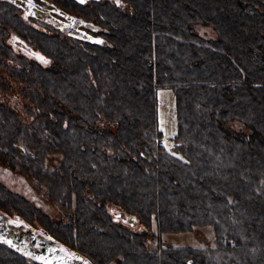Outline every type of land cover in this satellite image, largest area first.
I'll return each instance as SVG.
<instances>
[{
    "label": "trees",
    "instance_id": "16d2710c",
    "mask_svg": "<svg viewBox=\"0 0 264 264\" xmlns=\"http://www.w3.org/2000/svg\"><path fill=\"white\" fill-rule=\"evenodd\" d=\"M117 1L96 4L107 32L90 46L50 36L56 68L28 83L56 139L40 170L61 169L64 241L99 264H264V0ZM205 224L212 245L164 242Z\"/></svg>",
    "mask_w": 264,
    "mask_h": 264
},
{
    "label": "flooded vegetation",
    "instance_id": "af4514ba",
    "mask_svg": "<svg viewBox=\"0 0 264 264\" xmlns=\"http://www.w3.org/2000/svg\"><path fill=\"white\" fill-rule=\"evenodd\" d=\"M103 1L119 4L117 0H0V264H99L91 257L95 253L79 249V240L71 245L63 239L64 221L59 215L64 217V200L54 198L39 175L43 170L32 164L40 160L43 166L44 146L53 141L44 136L47 125L38 122L41 111L26 104L32 97L28 83L42 81L43 72L56 68L55 59L46 56L50 36L61 40L57 47L81 45L85 40L90 46L100 40L98 34L107 32L97 26L95 16L96 4ZM201 29L206 30L200 31L205 37L214 36L210 29ZM15 125L29 131L19 134L25 138L18 142ZM33 125L44 135L34 138ZM10 158L30 163L33 170H21ZM59 246L73 261L62 259ZM50 255L56 257L48 261Z\"/></svg>",
    "mask_w": 264,
    "mask_h": 264
},
{
    "label": "rangeland",
    "instance_id": "374dc122",
    "mask_svg": "<svg viewBox=\"0 0 264 264\" xmlns=\"http://www.w3.org/2000/svg\"><path fill=\"white\" fill-rule=\"evenodd\" d=\"M6 25L10 26V22L8 20H5ZM35 84V83H34ZM36 85V84H35ZM157 123L159 128L162 131V142L163 144L167 147L171 149V145H172V139H171V135L175 130V111H174V94L172 92L171 89L169 88H161L157 90ZM29 105V104H28ZM27 105V107H28ZM18 136L15 138V141L18 142L20 140V138H25V135H21L19 136V134H24L25 132H29V131H23L22 129H20V127L17 125H15ZM38 126L33 125V135H35L34 138H39L40 135L43 136V132L40 130H37ZM47 134L52 137V141L53 139L56 140L55 138H53V134H51L50 130H46ZM46 136V135H44ZM26 138H28L26 136ZM54 144V141H53ZM3 147V146H2ZM2 147H0V149H2ZM47 146H44V148ZM9 161L11 162V164H17L19 165V168L21 170H30V167L28 165H30V163H27L26 161L23 160H18V161H13L12 158L9 159ZM41 161L40 160H36V162H33L32 164H34L35 167L40 169V164ZM33 169H31L30 171H32ZM43 171H41V174H39L43 180L46 182V184H48L49 190L51 193H55L56 192V186H57V175L61 174V169L54 170L51 171L49 169H42ZM55 190V191H53ZM94 192H96L94 190ZM197 231H180V232H166L163 234V239L164 242L167 244H170L171 246H193V247H203L206 245H212V240H213V233L211 230V227L209 225H199L196 227L195 229Z\"/></svg>",
    "mask_w": 264,
    "mask_h": 264
},
{
    "label": "water",
    "instance_id": "95a60500",
    "mask_svg": "<svg viewBox=\"0 0 264 264\" xmlns=\"http://www.w3.org/2000/svg\"><path fill=\"white\" fill-rule=\"evenodd\" d=\"M58 248H60L59 249V251L61 250L62 251V253H64V255H61V257H62V259H67L68 258V256H67V250L66 249H64V248H62V247H58ZM51 251H53V250H49V252H51ZM49 258L47 259L48 261H50V260H52V258H55L56 257V255L55 256H53V255H50V256H48ZM70 257V256H69ZM66 261H68V262H71V261H73V259H67ZM66 263V262H65ZM67 264V263H66ZM70 264V263H69Z\"/></svg>",
    "mask_w": 264,
    "mask_h": 264
},
{
    "label": "snow or ice",
    "instance_id": "6c2138e0",
    "mask_svg": "<svg viewBox=\"0 0 264 264\" xmlns=\"http://www.w3.org/2000/svg\"><path fill=\"white\" fill-rule=\"evenodd\" d=\"M13 2H15V0H13ZM81 2H83V0H81ZM37 259H43V257H37ZM85 264H86V262H85Z\"/></svg>",
    "mask_w": 264,
    "mask_h": 264
}]
</instances>
